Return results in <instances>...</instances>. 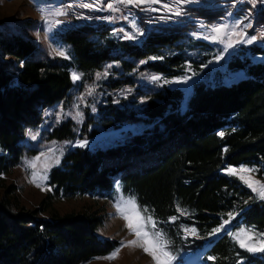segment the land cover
<instances>
[{"label": "trees", "instance_id": "trees-1", "mask_svg": "<svg viewBox=\"0 0 264 264\" xmlns=\"http://www.w3.org/2000/svg\"><path fill=\"white\" fill-rule=\"evenodd\" d=\"M198 1L202 5L188 6L186 15L208 25L223 18L222 8ZM256 22L264 24V8ZM109 31L92 25L73 29L63 38L72 57L44 60L32 42L6 28L0 30V176L20 162L21 141L27 129L40 124L42 110L68 100L74 88L71 71L87 78L107 62H120L130 71L135 60H146V68L168 76L184 70L181 55L159 51L173 46L175 36L153 33L139 44L112 37ZM249 51L263 52L258 47ZM228 70H244L246 78L230 85L217 82L218 76L212 83L195 82L187 97L178 87H166L139 109L102 108L104 126L148 128L115 147L68 151L50 170L52 196L108 197L117 183L124 195L147 209L174 256L208 246L203 257L213 258L212 264L254 263L258 258L240 249L227 233L210 238L229 213L234 229L244 226L264 233V200L256 199L237 177L223 173L228 167H253L264 181V62L234 55ZM130 79L114 80L109 88L129 85ZM96 134L91 130L87 135ZM73 138L70 120L48 134L55 141ZM11 189L0 185V264H84L118 244L97 234L102 216L68 213L40 218L38 209L25 211L12 202ZM183 228L195 229L196 235L186 236Z\"/></svg>", "mask_w": 264, "mask_h": 264}, {"label": "rangeland", "instance_id": "rangeland-1", "mask_svg": "<svg viewBox=\"0 0 264 264\" xmlns=\"http://www.w3.org/2000/svg\"><path fill=\"white\" fill-rule=\"evenodd\" d=\"M89 2L91 0H0V30L6 28L13 34L32 42L40 50V58L44 60L64 58L56 55V51L60 50L66 53V59H70L72 57L71 48L63 38L67 32L85 25L98 28L107 27L110 29V36L119 39H125V33H133L138 30L139 34L134 39L127 40L139 44H142L147 36H154L153 33H165L172 37L175 36L177 39L173 46L167 45L160 48L159 51L165 56L181 55L185 60L184 70L177 76H168L146 68V60H135L133 61L134 67L130 71L124 70L120 62H107L100 70L87 78L80 76V79L73 81L74 88L71 90L68 100L44 108L41 112L40 124L36 128L26 130V133L31 130L37 134V138L33 140L25 133V137L21 141L24 152L20 162L0 176V185L3 188L12 187L13 193L9 196L12 202L25 211L38 209L40 218L54 219L68 213L75 215L96 213L102 216L103 222L98 227L97 234L102 240H113L118 244L105 256L84 264H155L152 257L138 246L142 241L138 240L135 233L126 227V221L122 214L117 212V204H120L125 212L131 211L127 201L133 198L124 195L119 184L114 185V191L108 197L79 195L72 198H56L52 196V188L48 185L50 170L60 165L63 156L70 150L76 148L97 150L115 147L148 128L142 124L104 126L100 120V113L106 106L139 109L145 106L149 96L166 87L170 89L178 87L187 97L195 82L212 83L218 76L217 82L221 81L224 85H230L245 79V71L239 70L231 73L228 70V62L232 56H242L243 54L248 56L252 63L264 62V40L258 37L257 31L264 30V24L256 22L259 11L264 8V0H256L255 5L250 0L211 1L212 7L222 8L225 14L218 22L210 25L185 14L188 6L202 5V2L198 0L179 4L175 0H158L156 3L146 2L140 5H125L118 3L117 0H100L97 7L92 9L80 6L82 3ZM108 4H113L118 10L109 9ZM177 10L181 11V15H174ZM57 11L66 14L58 16L55 14ZM106 17H111V19ZM57 20L61 23H55ZM219 25H227V28L216 40H213L211 37L216 34L211 29ZM245 25L251 26L245 27ZM240 34L243 35V39ZM252 36H256L257 39L252 43H246L245 41ZM229 43H231V47H228ZM251 47H258L263 52L251 55L249 51ZM123 58L132 60L127 57ZM147 60H151V58ZM73 72L71 71V77ZM105 72H107L106 76L101 75L97 79V73ZM153 76L160 77V79L153 80ZM126 78H131L129 85H122L117 89L109 88L112 81ZM177 80L181 82H176ZM164 81H170V83H164ZM89 88L92 89L90 95L88 94ZM182 105L183 102L180 103V106ZM77 112L81 114L80 117H77ZM58 115L59 122H57ZM67 120L74 124V138L64 141L49 140L50 131ZM85 125L87 127L84 131ZM91 130H97V134L89 138L87 134ZM78 141L87 143L81 147L78 146ZM50 148L53 150L52 152L48 151ZM41 153L46 155L42 156ZM2 154L3 150L0 147V156ZM57 156L59 163H53V157ZM37 157L39 159H36ZM29 161L33 162L35 167H26ZM242 168L252 171L240 172L239 170ZM228 169H235L237 172L231 174ZM34 172L36 173L35 183L31 182ZM45 173L47 179L41 181L40 177ZM223 173L227 176L237 177L239 182L249 189L256 199L264 200L259 195L260 186L264 185V181L257 177L255 168L228 167ZM241 176L245 177V180L256 181L257 183L253 187L257 190L253 191V188L249 187L245 180L241 179ZM37 183H40L41 187H37ZM135 203L136 210L142 217L146 219L150 216L148 212H144V209L138 206L136 200ZM232 220L233 217L220 232L212 234L210 238L227 233L240 249L258 258L252 264H264V251L251 252L246 247H241V242L248 246L259 247L258 241H264V233L244 226L234 229ZM190 229L192 228H183L186 236H194L186 231ZM145 230L154 232L158 228L156 223L155 228L146 223ZM132 240H136L137 245H128V241ZM207 247L200 251L177 255L178 257L175 256L176 259L172 261V264H212L209 262L210 258L203 257L209 248ZM113 253H116L114 258L108 259Z\"/></svg>", "mask_w": 264, "mask_h": 264}, {"label": "snow or ice", "instance_id": "snow-or-ice-1", "mask_svg": "<svg viewBox=\"0 0 264 264\" xmlns=\"http://www.w3.org/2000/svg\"><path fill=\"white\" fill-rule=\"evenodd\" d=\"M118 3H123L125 5H140V4H144V3H156L158 2V0H117ZM176 3H188L190 2V0H175ZM251 3H253V5H255L256 0H250ZM100 3V0H91V2L89 3H82L80 6L83 8H87V9H92L97 7V5ZM71 7V6H70ZM107 7L113 11H116L118 9H116L113 4H108ZM165 8H167V5H165ZM99 10V9H98ZM169 11H171V9H168ZM56 15H65L66 13L62 12V11H57L55 13ZM174 15H181V11L177 10L174 12ZM107 19H111V17H106ZM55 23L59 24L61 23V21L57 20ZM251 25H245V27H250ZM227 28V25H219V26H215L211 29V31L213 33H215L216 35L212 36L211 39L216 40L222 33L223 30ZM139 34L138 30L134 31L133 33H125L124 38L125 39H134L135 36ZM241 35V39H243V35ZM261 37H264V31H262L260 33ZM257 37L256 36H252L250 38H248L245 42L246 43H252L254 40H256ZM231 43L228 44V47H231ZM55 51V50H54ZM56 55L67 58L66 53L63 50L60 51H56ZM101 75L106 76L107 72L101 74V73H97V79H99L101 77ZM72 79L73 81L80 79V74L73 72L72 73ZM153 80H159L160 77H156L153 76L152 77ZM176 82H181L179 80H177ZM164 83H170V81H164ZM92 92V89L89 88V92L88 94L90 95ZM77 117H80V113L77 112ZM59 115L57 117V122H59ZM26 135H28L29 137H31V139L35 140L37 138V134H34L31 130H29ZM220 135H223V133H220ZM67 143V142H66ZM86 141H78L77 144L78 146H85L86 145ZM49 152H52L53 150L50 148L48 150ZM41 155H46L45 153H41ZM36 159H39V157H37ZM53 163H59V157H53ZM35 167L34 163L29 161L26 164V167ZM47 167V166H46ZM228 171L231 174H236L237 170L235 169H228ZM240 172H247V171H252L251 169H240ZM33 180L31 182L35 183L36 182V173L34 172L33 174ZM47 176L46 173L45 175L40 177V180H46ZM242 180H245V177L241 176ZM245 182L248 184L249 187L253 188V191H256L257 189L253 187V185L255 183H257L256 181H250V180H245ZM37 187H41L40 183H37ZM50 190V189H49ZM259 195L261 199H264V185L260 186V190H259ZM127 205L130 206L131 211L125 212L124 209L121 207L120 204L116 205L117 208V212L121 213L123 216V219L126 221V227L131 231L134 232L136 237L138 238V240L142 241V243H140L138 246L143 248V251L145 253H148L153 261L155 262V264H172V261L176 259V257L167 250L168 244L170 243L168 240L164 239L163 237V233L160 232L159 230H156L154 232H149L145 230V224H151L153 228H155V222L152 220L151 216H148L146 219L144 217H142L139 213V211H137V205L135 203V199L134 198H130L127 201ZM144 212H147V209L143 210ZM183 214V213H182ZM232 213L228 214L229 220L232 218ZM175 219V218H172ZM229 220H225L223 224L220 225V227L216 228L213 230L212 234H215L217 232H220L223 228L224 225H226L227 223H229ZM189 231L192 235H195V229H190V230H186ZM244 231V230H242ZM231 235V233H230ZM249 239L251 240L252 237L250 236ZM123 245V242H121ZM258 243L260 244L259 247L256 246H248L246 245L244 242H241V247H246L248 251L251 252H256V251H264V241H258ZM128 245L132 246V245H137V241L136 240H132V241H128ZM117 251H119L117 249ZM116 255V253H113L112 256L108 257V259L114 258V256ZM210 259H213L210 257Z\"/></svg>", "mask_w": 264, "mask_h": 264}, {"label": "built area", "instance_id": "built-area-1", "mask_svg": "<svg viewBox=\"0 0 264 264\" xmlns=\"http://www.w3.org/2000/svg\"><path fill=\"white\" fill-rule=\"evenodd\" d=\"M202 1H214V0H202ZM257 31H258V37H259L260 39L264 40V37H261V36H260V33H261L262 31H260V30H257Z\"/></svg>", "mask_w": 264, "mask_h": 264}, {"label": "bare ground", "instance_id": "bare-ground-1", "mask_svg": "<svg viewBox=\"0 0 264 264\" xmlns=\"http://www.w3.org/2000/svg\"><path fill=\"white\" fill-rule=\"evenodd\" d=\"M260 31H264V30H260Z\"/></svg>", "mask_w": 264, "mask_h": 264}]
</instances>
